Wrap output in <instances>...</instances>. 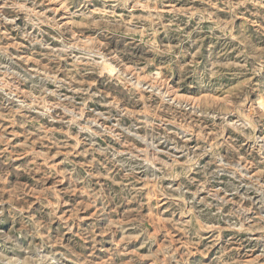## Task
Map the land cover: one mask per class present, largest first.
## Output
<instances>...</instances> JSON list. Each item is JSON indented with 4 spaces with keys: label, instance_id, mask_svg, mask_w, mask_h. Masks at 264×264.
Returning a JSON list of instances; mask_svg holds the SVG:
<instances>
[{
    "label": "rangeland",
    "instance_id": "obj_1",
    "mask_svg": "<svg viewBox=\"0 0 264 264\" xmlns=\"http://www.w3.org/2000/svg\"><path fill=\"white\" fill-rule=\"evenodd\" d=\"M0 264H264V0H0Z\"/></svg>",
    "mask_w": 264,
    "mask_h": 264
}]
</instances>
